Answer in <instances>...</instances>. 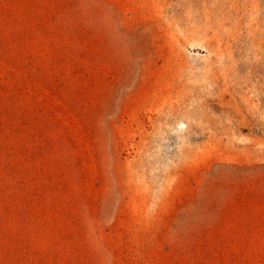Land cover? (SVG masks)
<instances>
[{
  "label": "rangeland",
  "instance_id": "374dc122",
  "mask_svg": "<svg viewBox=\"0 0 264 264\" xmlns=\"http://www.w3.org/2000/svg\"><path fill=\"white\" fill-rule=\"evenodd\" d=\"M0 264H264V0H0Z\"/></svg>",
  "mask_w": 264,
  "mask_h": 264
}]
</instances>
